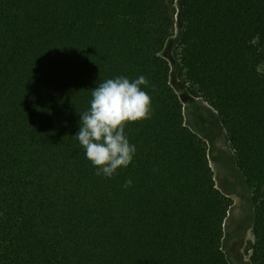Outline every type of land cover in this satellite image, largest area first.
Here are the masks:
<instances>
[{"label": "trees", "instance_id": "obj_1", "mask_svg": "<svg viewBox=\"0 0 264 264\" xmlns=\"http://www.w3.org/2000/svg\"><path fill=\"white\" fill-rule=\"evenodd\" d=\"M178 0H0V264H231V198L162 54ZM180 64L253 191L264 264V0H179ZM144 76L150 115L111 177L75 134L92 88ZM131 185L125 187V181Z\"/></svg>", "mask_w": 264, "mask_h": 264}, {"label": "rangeland", "instance_id": "obj_2", "mask_svg": "<svg viewBox=\"0 0 264 264\" xmlns=\"http://www.w3.org/2000/svg\"><path fill=\"white\" fill-rule=\"evenodd\" d=\"M176 24L162 54L171 65L170 82L184 105L186 124L207 144L218 188L231 198L225 226L224 250L231 264H253L251 256L255 243L253 231L255 206L253 191L237 165L227 132L217 112L201 96L192 92L181 67L182 30L184 22L177 1Z\"/></svg>", "mask_w": 264, "mask_h": 264}, {"label": "clouds", "instance_id": "obj_3", "mask_svg": "<svg viewBox=\"0 0 264 264\" xmlns=\"http://www.w3.org/2000/svg\"><path fill=\"white\" fill-rule=\"evenodd\" d=\"M144 76L109 78L92 88L89 107L79 112V128L74 135L85 158L96 175L111 178L119 168L128 167L136 153L125 131L129 122L146 119L150 115V96ZM132 181L126 180L125 187Z\"/></svg>", "mask_w": 264, "mask_h": 264}]
</instances>
